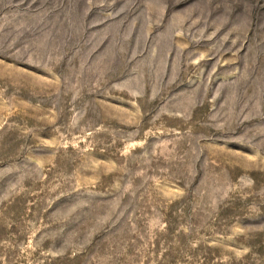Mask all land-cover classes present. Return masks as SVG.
<instances>
[{
	"label": "rangeland",
	"instance_id": "1",
	"mask_svg": "<svg viewBox=\"0 0 264 264\" xmlns=\"http://www.w3.org/2000/svg\"><path fill=\"white\" fill-rule=\"evenodd\" d=\"M0 264H264V0H0Z\"/></svg>",
	"mask_w": 264,
	"mask_h": 264
}]
</instances>
